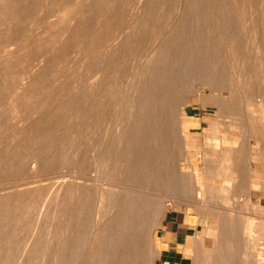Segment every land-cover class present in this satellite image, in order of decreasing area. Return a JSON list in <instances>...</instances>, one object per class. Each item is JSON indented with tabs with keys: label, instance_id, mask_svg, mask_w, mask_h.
I'll return each mask as SVG.
<instances>
[{
	"label": "rangeland",
	"instance_id": "374dc122",
	"mask_svg": "<svg viewBox=\"0 0 264 264\" xmlns=\"http://www.w3.org/2000/svg\"><path fill=\"white\" fill-rule=\"evenodd\" d=\"M171 223L264 264V0H0V264H163Z\"/></svg>",
	"mask_w": 264,
	"mask_h": 264
},
{
	"label": "crops",
	"instance_id": "0c3cea01",
	"mask_svg": "<svg viewBox=\"0 0 264 264\" xmlns=\"http://www.w3.org/2000/svg\"><path fill=\"white\" fill-rule=\"evenodd\" d=\"M191 235L188 232H183L182 228L178 225L175 228L171 223L167 226L165 237L161 242V254L163 264H184L187 258L188 238Z\"/></svg>",
	"mask_w": 264,
	"mask_h": 264
},
{
	"label": "bare ground",
	"instance_id": "6f19581e",
	"mask_svg": "<svg viewBox=\"0 0 264 264\" xmlns=\"http://www.w3.org/2000/svg\"><path fill=\"white\" fill-rule=\"evenodd\" d=\"M160 217H161L160 214H157V218H156V219H158V218L160 219ZM159 219H158V220H159Z\"/></svg>",
	"mask_w": 264,
	"mask_h": 264
}]
</instances>
